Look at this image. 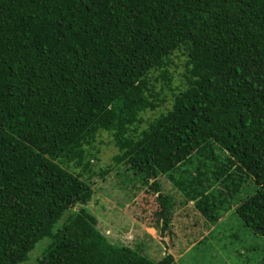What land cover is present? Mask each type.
<instances>
[{
  "label": "trees",
  "instance_id": "1",
  "mask_svg": "<svg viewBox=\"0 0 264 264\" xmlns=\"http://www.w3.org/2000/svg\"><path fill=\"white\" fill-rule=\"evenodd\" d=\"M178 52L186 86L138 132L165 99L154 72L171 81ZM102 131L115 164L142 177L139 218L170 240L177 207L160 177L184 189L175 172L194 156L222 159L211 176L232 205L254 182L234 208L264 235V0H0V264L26 261L45 237L38 264H178L110 241L88 209ZM195 188L188 199L216 222L215 192Z\"/></svg>",
  "mask_w": 264,
  "mask_h": 264
},
{
  "label": "rangeland",
  "instance_id": "2",
  "mask_svg": "<svg viewBox=\"0 0 264 264\" xmlns=\"http://www.w3.org/2000/svg\"><path fill=\"white\" fill-rule=\"evenodd\" d=\"M186 60L187 55L182 52L172 56L167 70L171 76V81L165 79L160 71L154 72L157 78L154 80L156 87L165 99L156 109H148L142 113L138 123V132L147 127L160 113L169 109L173 102L174 91L178 92L180 88L186 86L184 77ZM169 82L171 83L170 86L168 85ZM92 150L95 156L91 157V170L85 174L88 176L93 172L91 176L93 177L94 194L87 204L88 209L97 216L99 228L109 237L110 241L128 244L132 247H135L137 242L145 243L147 233L143 230H147V232L150 230L145 227L143 229L140 221L137 220L140 216L139 213L142 215L141 196L144 191L140 189L141 185H139L142 182V177L135 169L129 168L125 164H115L114 156L121 150L115 145L113 135L110 132L102 131ZM219 154L221 157L227 155L226 152ZM192 158L191 162L183 164L175 172L176 178L186 180L184 189L177 188L168 178L160 177V180L164 181L165 184L163 190L171 195L177 207L174 209L173 222L169 228L174 231H181L180 249L182 247L181 250L185 252L178 257V264H264V235L250 230L234 208L242 198L256 190L254 182L249 180L242 184L243 186L233 198L234 205H232L229 189L220 180H213L211 176L220 164L219 159H222L208 160L198 156ZM110 166H113L110 173L105 176L101 175V172ZM81 168L74 164L70 167L72 171H80ZM198 168L204 170V174L200 179L193 181L191 179L196 176ZM208 180H211L209 184L207 183ZM191 187H196L197 191L201 187H207L205 191L215 192L214 194L208 192L211 195L210 202L215 203L213 204L216 208L215 211L222 216L224 215V221L217 224L213 231L201 239L195 237V232L199 233L202 229H210L209 224L211 223L206 221V215L200 212L192 199H188L186 194ZM217 190H221L224 196L219 198V191ZM134 192H136V196L133 195ZM225 210L227 212H224ZM203 222L207 224L204 228ZM145 223L156 227L164 238L162 239L163 246L153 253L150 252V247L146 244L149 243V240H146L144 246V254L152 260H159L166 254L164 249L167 246L166 241L170 242L171 240L168 239L169 236L166 235L165 231L164 234L162 233L160 225ZM197 226L199 227L196 228ZM49 241V237L39 241L29 253L28 259L19 264H38L39 256ZM191 243L193 245L187 250L186 248ZM155 246L152 245V247Z\"/></svg>",
  "mask_w": 264,
  "mask_h": 264
},
{
  "label": "crops",
  "instance_id": "3",
  "mask_svg": "<svg viewBox=\"0 0 264 264\" xmlns=\"http://www.w3.org/2000/svg\"><path fill=\"white\" fill-rule=\"evenodd\" d=\"M223 216L221 214L220 217H219V219L216 222L209 224L210 229H208V230L202 229L200 231V232H202V234H199L200 232L199 233L195 232L196 233L195 237H197L198 239H201L202 237L204 238L205 235H207L209 232H211V231H213L215 229V226L217 224H219L220 222H223L224 221ZM137 220L140 221V225H141V227L143 229L145 227L146 229H149L150 230V232H147V230L145 231V230H143L141 228L144 232L147 233L146 234L147 237H145V239L146 240H149V243H146V240H145V243L147 245H149L150 252L153 253L154 251H156L157 249H159L160 247H162L163 246L162 239H164V238L158 232V229H156V227H154L153 225H146V223L143 221V218L142 219H140V218L138 219L137 218ZM206 221L209 222L208 219ZM204 222L202 223L203 228L206 227V225H207V224H204ZM198 227L199 226H197L196 228H198ZM172 232H173V238H172V240L170 242L169 241L168 242L166 241L167 246L164 249L166 251V254H168V253L172 254L174 256L175 260L178 261V257L179 256H182L183 253L185 252V251L181 250L182 247L180 249V246H181V238H182L181 237V231L180 230H176V231L173 230ZM168 239H170V237H168ZM200 241H202V240H200ZM195 242H197V239H195ZM137 243H141V246L144 248V246H145V243L144 242L141 241V242H137ZM152 245H156V246L155 247H152ZM192 245H193V243H191L189 245V247H187L186 249L188 250ZM164 249H162V250H164Z\"/></svg>",
  "mask_w": 264,
  "mask_h": 264
}]
</instances>
